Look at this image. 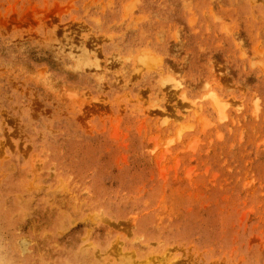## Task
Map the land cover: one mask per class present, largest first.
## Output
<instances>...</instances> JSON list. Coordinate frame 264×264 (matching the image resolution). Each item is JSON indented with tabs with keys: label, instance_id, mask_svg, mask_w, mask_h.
Here are the masks:
<instances>
[{
	"label": "rangeland",
	"instance_id": "obj_1",
	"mask_svg": "<svg viewBox=\"0 0 264 264\" xmlns=\"http://www.w3.org/2000/svg\"><path fill=\"white\" fill-rule=\"evenodd\" d=\"M0 264H264V0H0Z\"/></svg>",
	"mask_w": 264,
	"mask_h": 264
}]
</instances>
